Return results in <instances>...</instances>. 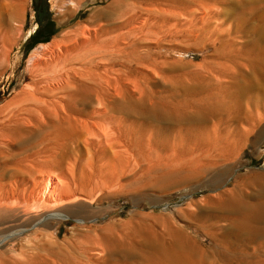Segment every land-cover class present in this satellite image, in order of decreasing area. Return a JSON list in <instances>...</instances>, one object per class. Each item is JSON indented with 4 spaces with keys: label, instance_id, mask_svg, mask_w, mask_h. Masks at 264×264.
Wrapping results in <instances>:
<instances>
[{
    "label": "bare ground",
    "instance_id": "obj_1",
    "mask_svg": "<svg viewBox=\"0 0 264 264\" xmlns=\"http://www.w3.org/2000/svg\"><path fill=\"white\" fill-rule=\"evenodd\" d=\"M20 1L0 0V47L5 48L13 42L11 25L13 22H18L19 17L23 15L21 12L23 2ZM164 1L166 0H146L144 3L145 6L153 5L155 9H148L146 8L148 6H144V10L149 14L145 12L147 16L143 20L141 19L140 27L144 30L147 29V34L146 37H142L143 40L140 38V42H138L141 44L142 41L149 40V37L152 38V35L156 42L151 45L149 42V44L146 43L147 49L144 52L138 51L144 43L138 46L139 44L136 42L135 47H131L133 48L131 51L128 42L129 48L126 45H124L125 47L122 45L120 48V45L116 44L117 42L120 44V41L115 40L116 38L113 39L115 43L112 41L119 47L113 43V45L106 42L99 44V37L96 40L92 38L88 40L85 38L87 36L85 27L82 28L79 23L73 31L61 33L59 39L54 42V45L63 44L68 48L71 44L72 47L64 55L46 64V71L54 73L53 79L44 83L42 81L46 80L45 77L41 82H39V78L38 81L33 80L36 81L33 85L24 88L11 102L0 108V141L3 143L6 142L10 145L18 142L23 135L33 130L43 132L41 143L45 144V148L42 150L33 151L38 147L31 148L33 152L28 153L29 155L25 157H23L25 150L11 149L10 146L11 151L7 150L10 152L8 158L13 157L14 159L22 152L23 156L16 159L17 165L22 166L29 160L35 164L32 169L24 172L27 173V177L42 173V170L47 167H60L68 160L72 161L71 166H75L77 170H72L70 176L66 177L67 182L62 188L65 191L60 190L62 192L58 194V190L57 195L54 194L55 192L53 193L55 189L52 191L53 194L49 190V197L48 194L39 196L37 193V195L29 193L28 188L20 187L18 184L17 186L12 181L15 177L14 174L10 175L7 169L0 174V264H264V203L259 204L258 201H251L239 190V192L226 190L216 197H208L205 201L211 209H207V212L204 211L200 216L201 219H198L193 234L181 228H169L159 234L155 230L135 228L133 230L129 225L121 224L119 226L91 227L90 229L89 225L86 233H81L83 230L76 231L71 237L65 235L64 239L61 238L58 226H62L63 222L71 219L76 213L71 207L81 200L91 199L98 191L106 188L109 190L112 185L114 187L115 184H118L121 175L127 171L131 161L138 165L148 163L147 168H142V173L145 174L146 172L147 174L158 173V170L162 169L164 172L162 174L159 172V175L163 179L170 180H173V177L175 179L177 177L181 179L202 177L221 164L224 156L220 155L222 158L219 159L218 153L214 155V160L208 159L210 162L205 164L199 163L200 159L194 160L196 157L189 158L190 160L185 158V161H181L178 159L181 155L177 158L175 153L176 157L170 155V153L173 155L172 152H168V156L166 153L164 156L159 153L160 149L163 150V146L166 149L170 147L171 150H177L185 132H188V135H185L186 138V136L200 134L204 131H216L219 126H222L220 124L224 123L227 131L232 133L236 130L241 133L244 124L248 123L250 124V129H246L248 134L253 133L261 124L262 128L259 129L258 134L264 133V108L259 109L260 107L258 108L254 104L255 109H251L248 106L249 103L248 107H244L247 103L246 101L244 104L245 100L251 94L249 91L253 92L256 88V85H253L258 80L254 82V77L264 78V51L260 53L263 50L261 45L259 46L261 50L258 47L259 52L250 51L247 48L246 50L241 49L239 46H237V48L239 47L237 52L234 50L223 54L220 52L222 56L218 57L219 61L217 57V60L213 61L215 59L213 57L212 60L210 58L211 61L209 58L207 59L210 62H205L206 66L208 63L207 67H204L203 64L206 69L203 71L204 73L201 72L202 69L201 71L193 69L195 66L192 64L194 67L192 68L191 65L189 67L195 72L191 71L192 73L183 78L181 74V77H178L177 73L171 72L173 65L170 61L168 62L172 65V67L169 65L171 70L168 68V62L166 64L162 60L159 62V57L162 54L159 56V53L153 51L154 48L163 50V43L176 40L177 34L180 33L184 24L186 27L189 25L188 29L186 28L189 33H192V29L198 28L201 34L207 33L208 25L216 21V18L226 16L221 26L228 25L232 17L229 15L231 12L228 14L227 5L230 2V7H236L235 4L239 0H189L190 3L187 0L188 3L181 5L178 3L179 6L177 4L175 7L170 6L173 3ZM82 3L83 0H70L69 4L72 7L65 10V15L60 12L62 15L59 14L58 21L66 25V18L69 20L76 18L81 12ZM140 3L142 5V2ZM163 3L169 4V7H162ZM250 3L252 4L251 1ZM124 6L125 0H114L107 6L94 11L89 15V19L103 20L107 28H125L132 21L140 18L141 14H135L136 11H132L134 14L125 12L123 9L126 7L124 8ZM194 6L197 7H195L197 10H193ZM249 6L252 5L249 4ZM219 7H223L227 13ZM153 11L159 12L162 18L155 14L151 15L154 13ZM254 11L249 9V17L254 16ZM197 14H200L201 17ZM118 16H121L123 20L119 21L120 23H115ZM185 18L186 23L183 24L182 21ZM217 25L215 24V26ZM231 25L232 23L229 24V26ZM255 25L253 26L255 27ZM100 26L99 24V29L94 27L95 30L105 32L106 28L104 27L106 26L103 24V28ZM238 27L239 25H237V30ZM254 27L248 29H254ZM225 28L223 30L228 31L230 36L233 29ZM93 29H89V31H94ZM212 29L215 30V28ZM97 30L96 32H98ZM250 31L252 32V30ZM243 33L240 34L244 35ZM192 35L194 36L193 33ZM201 36L203 37V35ZM244 38L239 40L244 42ZM233 39L235 40L234 37ZM233 39L231 37L227 40L223 39L229 49L233 46L235 48V43L239 42L238 39L235 41ZM79 40H81L80 43ZM260 41L264 42V26L258 30L255 43H260ZM203 43L205 44V42ZM211 44L213 45V42ZM253 44L254 42H252ZM257 45L252 47L256 48ZM214 46L215 48H213L216 49V44ZM217 49L220 51L221 48L218 46ZM8 53L4 54L6 59ZM213 54L216 56L215 53ZM35 64L37 66V62ZM132 64H135L136 68L132 67ZM38 65L40 64L38 63ZM167 68L170 72L167 71ZM177 71L182 70L178 69ZM155 76L162 78L164 83L169 82L174 86L165 92L164 90L152 91L149 84L155 80ZM180 80L181 86L178 84ZM189 81L205 83L208 88L202 92H196L194 90L198 85L194 88L195 86H191ZM225 83H229L231 87H228L229 84L225 87ZM170 84L169 86H171ZM259 84H263V82ZM231 88L235 89L234 93ZM178 89L181 92H178ZM135 92H139L141 99L135 100ZM211 123L213 126H210ZM136 134L138 137L136 136L135 139L133 136ZM148 134H150L149 140L147 139ZM154 136L162 139L157 141L158 139L155 140ZM39 137L41 136L39 135ZM32 138L28 137L29 140ZM26 142L28 141L26 140ZM26 142L24 141V143ZM15 144L18 145V143ZM33 144L32 147H34ZM5 148L6 146L3 149L6 150ZM129 151L135 153L130 154ZM84 152L88 154L86 158L83 155ZM138 176L140 175L138 174ZM152 177L155 176L152 175ZM138 178L135 177V182ZM7 179L8 182H6ZM23 185L25 186V183ZM54 187L56 188V186ZM30 189L32 190V188ZM51 203L54 207H49ZM20 209L24 213H19ZM33 209H36V213ZM20 221L21 223H19ZM94 221L96 219L90 222ZM47 227L55 228V230L50 232L46 229ZM17 245L20 246L21 255L26 258L24 257L25 259L22 261L5 258L6 254L14 252ZM7 246L12 248L8 253L1 251Z\"/></svg>",
    "mask_w": 264,
    "mask_h": 264
},
{
    "label": "rangeland",
    "instance_id": "obj_2",
    "mask_svg": "<svg viewBox=\"0 0 264 264\" xmlns=\"http://www.w3.org/2000/svg\"><path fill=\"white\" fill-rule=\"evenodd\" d=\"M65 1H67V2H65ZM113 1L114 0H110V2H113ZM139 1L142 2V5ZM186 1L187 0H166L164 2H166V3L171 2L173 4H171L170 6L175 7V6H177L178 3L180 5L183 3H188V2L190 3L189 0H188V2H186ZM244 1H246V2H244ZM244 1L239 0V2H237L238 4L237 3L235 4L236 7H234V6L230 7V5H231L230 2L228 4L229 6L227 5L228 14L231 12L229 15L232 18H230L228 25H226L224 27H226L225 29H228L229 27H231V30L233 29L230 36L228 34V31L223 30L224 27L221 26L223 21L226 19V16H222L221 18L219 17V19L216 18V21H214L212 23L210 22L211 25H208L207 33L212 30V32H214L213 34H212V32H209L208 34L207 33L201 34V32L198 31V28H196V29H192V33L194 34V36L192 35V33H189V31H186L188 29L189 25H188V27H186V24H184V23H186V18H185L182 21L184 24L182 27V30H180L179 31L180 33L177 34L178 39L176 38V40H172L170 43H168V42H166V44L163 43L164 44L162 47V49L164 48L163 50H161V49L159 50L156 48L153 49V51H155V53L156 52L159 53V56L161 54L163 55V56L161 55L159 57V59H160L159 62H161V60H162V62H165V64H166L168 61H170L173 65V67L169 62H168L169 64L167 63V65H168V68H169V65H170V67L173 68V71H171V72L173 74L177 73L176 76H178V77H181V75H182V78H183L184 76L186 77L190 73L195 72V70H192V68L194 66H195V68H193V69H196V71H201V69H202L201 72H203L206 70L204 68L206 66L205 62H208L210 60V58L212 60L213 57H215V59H213V61H216L219 56L220 57L222 56L223 53H226V52H229L232 50L237 52L239 50V47L241 49L246 50V48H247V50L257 51V52H259V50H261V48H262L263 50H261L262 52H260V53H263L264 42L260 41V43H255V39H256V36L258 34V30H260L262 28V26H264V0H254V2H253V0H244ZM250 1L252 2V4L250 3ZM20 2L21 3L23 2L22 3L23 10L21 11L23 15H21L19 17V19L17 20L18 22H13L12 23L13 26L11 25V29L13 32V34L11 33V35L13 37V42L11 43L12 45L9 44L5 48L0 47V51H1L0 52L1 53L0 54V108L5 106L9 102H11L16 96H18L23 91L24 88L33 85L36 81H38V78L40 79L39 82H41L45 77L46 80L44 79V81H42L43 83L49 81V79H53L54 73H50L52 71H46V64H48V62L49 63L52 62L57 57L64 55L72 47L71 44H69L68 48L66 45H63V44L54 45V42L56 39H59V35L61 33L73 31L75 28L78 27L79 23H81L80 26L82 28L85 27V31H86V35H87V36H85L86 39L89 40L90 38H92V39L96 40L97 37H99L98 38L99 44H104V42H106V43H109L111 45L114 41L113 39L116 38L115 40L120 41V44H119V42L116 43V44L120 45V48H122V45L123 46L126 45V47H128L127 45L129 44L130 48L129 47L128 48H129V50L131 49V51L135 47L136 42H138V41L140 42V38L146 37V34H147V32H146L147 29L144 30L143 28L140 27L141 21L143 20V18H145L147 16L145 14L146 13L149 14V12L144 10V6H145L144 3H146V0H125L124 8L126 7V9H123V10H125V12H128L130 14H134V12H132V11H136L135 14H137V13L141 14V15L139 14L140 18L138 17V19L136 21H132V23H130L125 28H119V27L107 28L105 21H103V20H98V21L94 20L93 21V20L89 19L90 18L89 15L93 14L94 11H96L97 9H99L101 7L107 6L110 3V2H108V0H83L80 14L72 20H69L68 18H66L65 19V21L67 20L65 22L66 25L63 24V22L62 23L59 22L58 17H60V15H62V14L65 15L66 14V13H64L65 10L69 7H72L69 4L70 0H63V1L62 0H26V1L21 0ZM131 3L133 4L132 7H131ZM166 3L165 4L163 3L162 7H164V8L169 7V4H166ZM231 3H232V1H231ZM254 3L256 4V6ZM134 4H136V5H134ZM138 4L140 7L138 6ZM179 4H178V6H179ZM249 4L252 6H249ZM146 6H148V7H146ZM146 6L145 7L148 9H150V8L155 9V7L153 5L152 6L146 5ZM195 7L196 6H194L193 10L197 8V7L196 8ZM239 8H241V9L239 10ZM219 9L224 10L223 7H219ZM249 9L255 10L254 16L249 17ZM230 10H232V11H230ZM224 11H223V13H225V12L227 13V11H225V12ZM60 12H62V14ZM197 12H199V11H197ZM235 12H236V14H235ZM259 12L261 13V15L262 14L263 15L261 16ZM246 13H247V15H246ZM153 14H155V16L158 15L157 17H159V18H162L161 14L157 11H155L151 15H153ZM255 14H257V15H255ZM259 15L261 16V18H259L260 17ZM197 16L201 17L200 14H197ZM254 17H256V18H254ZM250 18H252V19H250ZM20 19H22V20H20ZM88 20H90L89 23H88ZM122 20L123 19L121 18V16H118L117 19L115 20V23H120ZM101 21H102V23H101ZM233 21H234V23H233ZM247 22L250 24H248ZM251 22H252V24H251ZM98 23L101 25L100 28H103L102 24L104 26H106V27H104V28H106L105 32H103V31L99 32V30H97V29H99ZM214 23L216 25L219 23V25L215 26ZM231 23H232V25L229 26V24H231ZM238 23H240V24H238ZM212 24H214V25L212 26ZM237 25H239L238 30H237ZM253 25H255V27ZM94 27L97 28L96 30L98 32H96ZM218 27H219V29H218ZM249 27H254V29H252V28L248 29ZM212 28H215V30H213ZM246 28L249 30L250 33L248 32V30ZM89 29L90 30L93 29L94 31H89ZM140 29H143V30H140ZM220 29H221V31H220ZM244 29H246V30H244ZM250 30H252V32ZM215 31H217V32H215ZM221 32H222V34H219ZM242 32H244L243 33L244 35L240 34ZM188 33H189V35H188ZM245 33H246V35H245ZM148 35H147V38H148ZM184 35H186V36H184ZM201 35H203V37ZM207 35H209V36L207 37ZM216 35L219 36V38L221 36L223 38L222 37L220 39L216 38L217 37ZM247 35L248 36L250 35V36L245 39L244 37H247ZM197 36H199L200 38L198 39ZM232 36L235 38V40L238 39L237 41H239V42L235 43V46H236L235 48L233 46V48L229 49V47H227L225 45L224 40H227L229 37H231L233 39ZM253 37H254V39H253ZM105 38H106V40H105ZM241 38H244L245 41L244 42L240 41L239 39H241ZM100 39H101V41H100ZM137 39H139V40H137ZM143 39L144 38H142V40ZM148 39L149 40L151 39L152 41L151 40L150 41L149 40L142 41L145 45L143 43H141V44H139V42L137 43V44H139L138 46L143 44V46H142L143 48L141 46H140V48L138 46H136L139 48L138 51H140V53L144 52L147 49L146 43L147 44L150 43V45L152 43L153 44L156 43L155 39L153 38V35H152V38L149 37ZM215 39H217V40L215 41ZM107 40H108V42H107ZM208 40L209 41L212 40L210 42V44H209ZM173 41H175V42H173ZM80 42H81V40H79V43ZM127 42H128V44H127ZM203 42H205V44ZM212 42H213V45L211 44ZM252 42H254L255 45L258 44L256 47L257 49L255 47H252V46H255L254 44L252 45ZM85 43H87V42H85ZM114 43H115V41H114ZM78 44H76V45H78ZM116 44H114V45H116ZM214 44H216V49H214L215 48ZM73 45H75V43H73ZM118 45H116V46H118ZM150 45H148V46H150ZM204 45H205V47H204ZM249 45L250 46L252 45V46L250 47ZM132 46H133V48H131ZM152 46H154V45H152ZM218 46H219V48H221V49H219L220 51H218V49H217ZM237 46H239V47L237 48ZM203 47H204V49H203ZM128 48H126V50L128 52H130L128 50ZM215 50H216V52H215ZM220 52L222 53L221 55H220ZM5 53H8L7 59L4 57ZM213 53H215L216 56H214ZM166 56H168V57H166ZM216 57H217V59H216ZM208 58H209V60H207ZM203 60H205V61H203ZM218 61H219V59H218ZM36 62H37V66H35ZM38 63L40 65H38ZM192 64L194 65L193 67H192ZM201 64H202V66H199ZM203 64H204V67H203ZM190 65L192 68L189 67ZM207 66H208V63H207ZM132 67L136 68L135 64H132ZM174 67H175L176 71L178 69L182 70V71L176 72ZM163 68H164V66H163ZM168 68H167V71H168ZM172 68H169V69L171 70ZM186 68H190V69L185 70ZM165 70H166V67H165ZM168 72H170V71H168ZM184 72H185V74H184ZM149 73L152 75L151 72H149ZM260 77L261 76H257V77H254L255 79L253 78L254 82H256L258 80L257 82H259V83L263 82V84H259L257 82L254 83L253 86L256 85L255 86L256 88L253 87V88H255L254 90H253V88H251L254 93L251 90L249 91V93H251L250 95H252L253 97L249 95L248 98L249 97L250 98L249 99L247 98L245 100L244 104L247 101V103L244 105L245 108L248 105V103L250 104L248 106L251 109H255L254 104H256V106H258V108L260 107L259 109L264 108V80H262L264 78L261 77L262 78L261 79ZM259 78H260V80H259ZM154 79L155 80L149 84V86H150L149 88L152 91H156V92L159 91L160 92V91L164 90V92H165V91H169L170 87L172 89V87L174 86V85H171L169 82L164 83V81H162L163 79L158 78V76H155ZM33 80H36V81H33ZM223 81H224V79H223ZM190 82H192V83H190ZM167 83H169L171 86H169V84H167ZM175 83H177V82H175ZM178 84L181 86V80L179 81ZM189 84H191V86L193 85V87L195 86L194 88H196V85H198V87L199 86L201 87V84H203V83H199L198 81H189ZM227 84H229V83H225L224 86ZM140 85H142V83H140ZM179 85H178V88H179ZM261 85H263L262 88H261ZM202 86L203 87H201V88L197 87L198 89L196 88L194 91H196V92L201 91L202 92V90H207V88H208L207 84L204 83ZM259 86H260V88H259ZM204 87H206V88H204ZM228 87H231V85L229 84ZM143 88L145 89V86ZM180 89H181V87H180ZM180 89H178V92H181L182 89L181 90ZM262 89H263V91H262ZM231 91L234 93L235 89L231 88ZM135 93H134L135 94V100L141 99V97L139 96V92H135ZM259 97H261V98H259ZM249 101L252 103H250ZM257 103H259V104H257ZM219 123H221V122H219ZM220 125H222V126H219L216 131H213V130H211L210 132L204 131V132H201L200 134L198 133L199 135L193 134L192 136L189 134L190 136H186V138H185V135L186 134L188 135V132H185V134H183L184 135L183 140L185 139L184 141L186 144L183 142V140L180 141V143L178 144L177 150H175V149L171 150V148L167 147V146H166L167 149L165 148V146L162 147L163 150H161L159 148L160 149L159 153L160 154L162 153L161 155H163V156L165 155V153L167 155L168 152L169 153L172 152L173 155L170 153L171 156L176 157V155H177V158H178L181 155V157L178 158L181 161H185L187 158L189 159V158H193V157L195 158L196 157L194 160L200 159V160H198V162L202 163V164L209 163L211 160H214V158H215L214 155L217 153H218L217 155H219V156L220 155L224 156V157L226 156L225 158L224 157L222 158L221 156L219 158V156H218L219 159H221V158L223 159L221 164L218 165L213 170H211L209 173H207L206 174L207 176L206 175H203L202 177L196 176V177H191L190 179L189 178L188 179H181L180 177H177L176 178L177 180L174 177H173V180L165 179V178L163 179L162 176L159 175V172H161V174L164 172V171H162V169L161 170L159 169L158 173L152 172V173H149L150 174L149 175L146 172V174H145V173H142L143 172L142 168H144V169L147 168L148 163H143L142 165H138V164H135L133 161H131L132 164L130 163L128 165L129 167H127V171L121 175V177H120L121 179H120L118 184H115L114 187L112 185L109 190L106 188V189H103L102 191H98L92 196L91 199H88L86 201L81 200L77 204H74L71 207L73 210H75L74 212H76V213L71 217V219L63 222L66 224L62 223V226L61 225L58 226L60 228V234L62 235L61 238L64 239L66 237L65 235H67L68 237H71L72 235H74V233H76V231L81 232L83 230L81 233H86V230H88L87 228L89 225H90L89 226V229H90L91 227H98V226L103 227V226H107V225L119 226L121 224H127L133 230H134V228L135 229H141V230H155L159 234H162L164 230L167 231L169 228H181L184 231H187V232L193 234L194 231L196 230V226H197L198 221L201 219L200 216H202L204 211L207 212V209H211L210 206L209 207L207 206V204H206L207 202L205 200L208 197H216L217 195H219L220 193H222L223 191H226V190H229V191L234 190L235 192H237L239 190L240 193H242L245 196H247L248 198H250L251 201H253V202L258 201L257 203H259V204L264 203V135H263L264 133L258 134L259 129L262 128V124L259 125L260 127L258 129H255V131H253V133H251V134L250 133L248 134L247 130H246V129H250V124H248V123L244 124V127H243L244 129H242L243 131H241V133L239 131H236V130L231 133L230 131H227L225 129L226 126H224V123H221ZM210 126H213V124L211 123ZM39 132H41V131L33 130L30 133H28L29 135L28 134L23 135L21 137V139L18 140V142H14L13 144H10V145H8L6 142L3 143V141H0V174L2 172L6 171V169H7V172L10 175L14 174V176L17 178L16 179L14 177V179L12 180L16 183V185L18 184L20 187L23 186V188H28L29 193H34L35 195L38 194L39 196H44V195L46 196L48 194V197H49L50 192H51V194H53L54 192H55L54 194H57V193L59 194V192L65 191V189H62V188L64 187V183L67 182L66 177L70 176L71 171L74 169L76 170V168H75V166H71L72 161L68 160L60 167H55V166H53L54 168L53 167H47V168L42 170V173H38V174L36 173V175L34 174L32 177H29V176L27 177V175H26L27 173H24V172H27L30 169H32L33 168L32 166H34L35 164L32 162V160H29L28 162L26 161L22 166L20 165L21 166L20 167L19 165L16 164V159L18 157L20 158V156L22 157L23 155H24L23 157H25V156L29 155L28 153H31L33 151L42 150L43 148H45V144L41 143V138L43 137V132H41V133H39ZM97 134H98V132H97ZM30 135H33V136H30ZM39 135L41 137H39ZM195 135H197V136H195ZM35 136H37L38 138ZM136 136L138 137V134L134 135L133 138L135 137V139H136ZM28 137H29V139L32 137L33 138L31 140H29ZM100 138L102 139L103 137H100ZM149 138H150V134L147 135L148 140H149ZM34 139H36V140H34ZM157 139H158V137L156 136L155 140H157ZM160 139H162V138L160 137L157 141H160ZM26 140L30 144L28 142H26ZM33 140H34V142H31ZM24 141L27 144L24 143ZM234 141H235V143H234ZM15 143H18V145ZM147 143L149 144L150 142L148 141ZM181 143L184 145H182ZM32 144L34 145V147H32ZM209 144H210V146H209ZM23 145H24V147H23ZM28 145H29V147L30 146L31 147L29 148ZM4 146H6V148H5L6 150L3 149ZM9 146L11 149H22V150H25V152L23 155L21 154L22 152H20V155L17 156L16 159H14L13 157L8 158V156H10V152H8V151H11ZM35 147H38V148L36 150L32 151V149H34ZM146 147H148V146H146ZM185 148H186V150H185ZM133 151H135V150L133 149ZM133 151H129V153L130 154L135 153ZM211 152H212V154H211ZM25 153H27V154H25ZM91 153H93V152H91ZM2 154L4 156L6 155L7 157L6 156L4 157ZM83 155L85 158L88 156L87 152H84ZM205 157H207V158H205ZM211 157H213V158L211 159ZM6 158H7V160H6ZM9 159H12V160H9ZM1 161H2V164H1ZM68 163H69V165H68ZM145 164H146V166H145ZM24 165H26V166H24ZM16 169H17V173H16ZM25 169H27V170H25ZM19 170H21V171H19ZM151 170H153V169H151ZM11 172H13V173L11 174ZM140 172H141V174H140ZM68 173H69V175H68ZM135 173H137V174H135ZM138 174L141 176V178H138V177H140V176H138ZM142 174H143V176H142ZM151 174L155 177L157 175H159V176H157L155 178V177H152ZM59 175H61V176H59ZM125 175H126V177H125ZM135 177L138 178V179H136L137 182H135V180H134ZM38 181H40V182H38ZM6 182H8V179ZM24 183H25V186L23 185ZM54 186H56V188ZM58 187L61 189H59ZM30 188H32V190ZM53 189H55V191H53ZM49 190H51V191L49 192ZM60 190H62V191H60ZM52 191H53V193H52ZM27 192H28V190H27ZM258 198H259V200H257ZM49 207H54V206L51 203ZM202 209H203V212H202ZM33 210L35 211L36 209H33ZM52 210H54V209H52ZM19 213H24V211L20 209ZM34 213H36V211ZM37 213H41V212H37ZM17 219H20V218L17 217ZM93 219H96V221L91 223L90 221H92ZM76 220H78V221H76ZM80 221H82V223H79ZM84 221L86 222L85 223L86 225L83 223ZM19 223H21V221ZM46 229L50 232L55 230V228L52 229V228H48V227ZM11 249H12L11 247L7 246L6 248H4L1 251H3V252L5 251V253H8ZM7 256H9V257H7ZM24 257H25L24 255H21L20 246H18V245L16 248H14L13 253H8L5 256V258H10V259H13L16 261H22L26 258V257L25 258Z\"/></svg>",
    "mask_w": 264,
    "mask_h": 264
}]
</instances>
